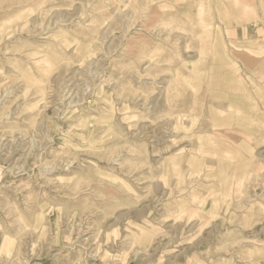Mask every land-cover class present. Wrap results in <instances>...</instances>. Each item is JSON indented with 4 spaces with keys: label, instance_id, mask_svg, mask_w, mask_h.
Masks as SVG:
<instances>
[{
    "label": "rangeland",
    "instance_id": "1",
    "mask_svg": "<svg viewBox=\"0 0 264 264\" xmlns=\"http://www.w3.org/2000/svg\"><path fill=\"white\" fill-rule=\"evenodd\" d=\"M0 264H264V0H0Z\"/></svg>",
    "mask_w": 264,
    "mask_h": 264
}]
</instances>
